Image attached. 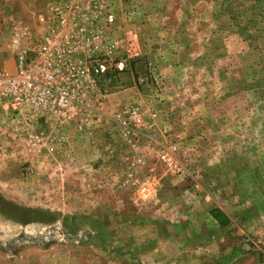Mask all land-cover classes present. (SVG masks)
<instances>
[{
    "label": "rangeland",
    "instance_id": "374dc122",
    "mask_svg": "<svg viewBox=\"0 0 264 264\" xmlns=\"http://www.w3.org/2000/svg\"><path fill=\"white\" fill-rule=\"evenodd\" d=\"M46 1L0 0V64ZM116 10L139 56L88 111L0 109V264H264V0Z\"/></svg>",
    "mask_w": 264,
    "mask_h": 264
},
{
    "label": "built area",
    "instance_id": "2783aa9c",
    "mask_svg": "<svg viewBox=\"0 0 264 264\" xmlns=\"http://www.w3.org/2000/svg\"><path fill=\"white\" fill-rule=\"evenodd\" d=\"M118 2L47 0L34 26L16 24L7 44L12 69L0 64V109L44 120L88 111L98 81L109 72H124L139 56L132 30L117 25ZM126 114L140 124L136 111ZM127 119H120L123 127ZM28 143L37 147L39 139L30 135ZM160 159L175 167L170 158Z\"/></svg>",
    "mask_w": 264,
    "mask_h": 264
}]
</instances>
